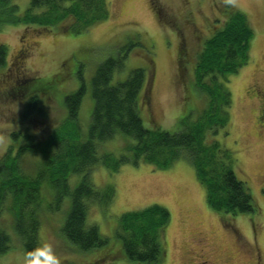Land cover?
<instances>
[{"label": "trees", "instance_id": "trees-1", "mask_svg": "<svg viewBox=\"0 0 264 264\" xmlns=\"http://www.w3.org/2000/svg\"><path fill=\"white\" fill-rule=\"evenodd\" d=\"M155 12L160 19L163 12L157 7ZM110 14L108 0H30L25 11L14 0H0V30L25 25L79 35L107 21ZM253 36L248 17L232 10L222 27L203 41L190 73L205 107L195 121L182 119V127L174 133L144 125L140 110L147 105L150 88L145 70L136 69L127 80L112 85L115 72L124 69L126 55L109 58L93 75L94 108L85 132L80 120L87 94L82 66L74 74L76 88L65 92L61 76L46 79L28 74L16 63L8 65L9 48L0 44V99L21 107L16 113L17 125L8 133L7 150L0 156V256L14 247L3 224L7 213L21 250H32L42 243L43 216L64 211L61 206L66 198L70 205L61 214L63 236L79 253H101L108 239L101 236L97 225L88 226V213L92 205L106 211L116 193L112 186L96 190L92 174L101 165L118 173L127 164L167 169L186 160L204 186L211 209L233 216L256 213L247 184L236 174L237 153L213 138L220 132L229 135V79L250 62ZM54 100L63 110L58 120L48 113ZM118 135L133 142L119 156L104 151ZM26 161L33 162L32 172L23 169ZM171 220L170 212L157 204L121 215L118 237L124 260L162 263ZM111 259L108 253H101L89 264H107Z\"/></svg>", "mask_w": 264, "mask_h": 264}, {"label": "rangeland", "instance_id": "rangeland-1", "mask_svg": "<svg viewBox=\"0 0 264 264\" xmlns=\"http://www.w3.org/2000/svg\"><path fill=\"white\" fill-rule=\"evenodd\" d=\"M14 3L25 11L30 0ZM108 3L109 19L79 35L25 25L1 29L0 44L9 48L8 65L16 63L28 74L46 79L61 76L64 80L60 86L65 92L76 88L74 74L82 66L87 94L80 120L87 132L94 108L93 75L109 58L126 55L124 69L115 72L112 85L127 80L136 69L145 70L150 88L147 105L140 110L144 125L174 133L182 127V119L189 117L190 122L195 121L205 107L190 73L203 41L222 27L232 10L242 12L254 33L251 58L247 66L229 79L232 99L229 135L220 132L213 138L237 153L236 174L247 184L257 212L233 216L211 209L204 186L186 160L167 169L144 163L127 164L118 173L98 166L92 174L96 190L112 186L116 192L106 211L92 205L88 213V226L97 225L101 236L108 239L101 250L112 257L107 264H131L124 260L118 237L121 215L154 204L166 208L172 218L165 242L167 256L160 264H264V0H108ZM156 7L163 12L160 19ZM162 16L163 22H159ZM181 55L186 57L184 61ZM8 102L0 99V156L7 150L8 133L15 129L16 113L21 109L19 103ZM62 111L59 101L54 100L48 106L52 119L58 120ZM132 142L131 138L118 135L103 150L119 156L123 147ZM23 169L32 172L33 162H23ZM67 204L70 205L68 198L61 206L64 211ZM64 211L43 216L42 243L54 245L61 264L93 263L100 252L79 253L63 236ZM3 224L12 235L14 247L0 256V264H18L24 251L8 213Z\"/></svg>", "mask_w": 264, "mask_h": 264}, {"label": "clouds", "instance_id": "clouds-1", "mask_svg": "<svg viewBox=\"0 0 264 264\" xmlns=\"http://www.w3.org/2000/svg\"><path fill=\"white\" fill-rule=\"evenodd\" d=\"M18 264H61V259L56 254L54 245L44 242L32 250L22 252Z\"/></svg>", "mask_w": 264, "mask_h": 264}, {"label": "flooded vegetation", "instance_id": "flooded-vegetation-1", "mask_svg": "<svg viewBox=\"0 0 264 264\" xmlns=\"http://www.w3.org/2000/svg\"><path fill=\"white\" fill-rule=\"evenodd\" d=\"M263 112H264V107H263Z\"/></svg>", "mask_w": 264, "mask_h": 264}]
</instances>
